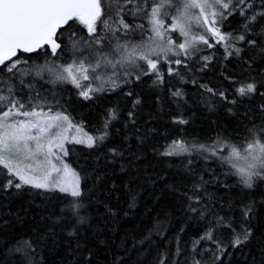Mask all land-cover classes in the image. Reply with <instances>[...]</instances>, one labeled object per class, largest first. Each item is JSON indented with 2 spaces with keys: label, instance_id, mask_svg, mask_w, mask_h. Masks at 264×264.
<instances>
[{
  "label": "snow or ice",
  "instance_id": "1",
  "mask_svg": "<svg viewBox=\"0 0 264 264\" xmlns=\"http://www.w3.org/2000/svg\"><path fill=\"white\" fill-rule=\"evenodd\" d=\"M0 264H264V0H0Z\"/></svg>",
  "mask_w": 264,
  "mask_h": 264
},
{
  "label": "trees",
  "instance_id": "2",
  "mask_svg": "<svg viewBox=\"0 0 264 264\" xmlns=\"http://www.w3.org/2000/svg\"><path fill=\"white\" fill-rule=\"evenodd\" d=\"M79 111H85V110H84V109H81V110H79ZM73 115H76V116H77V122H79L78 113H73ZM85 123H87V121H85ZM85 131H91V125H88V126L85 128ZM67 147H68L69 149H72V148H73V145L69 144V145H67ZM75 147H76V148H79L80 146H75ZM74 159H75L74 156H70V157L66 158V162H68L69 164H72L73 166H75L74 163H73ZM17 227H20V226L17 225Z\"/></svg>",
  "mask_w": 264,
  "mask_h": 264
},
{
  "label": "rangeland",
  "instance_id": "3",
  "mask_svg": "<svg viewBox=\"0 0 264 264\" xmlns=\"http://www.w3.org/2000/svg\"><path fill=\"white\" fill-rule=\"evenodd\" d=\"M73 134H75V133L73 132Z\"/></svg>",
  "mask_w": 264,
  "mask_h": 264
}]
</instances>
